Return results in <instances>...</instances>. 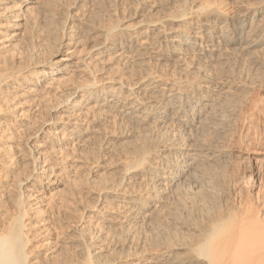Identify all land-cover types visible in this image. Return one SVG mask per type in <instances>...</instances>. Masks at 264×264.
<instances>
[{
  "label": "bare ground",
  "instance_id": "obj_1",
  "mask_svg": "<svg viewBox=\"0 0 264 264\" xmlns=\"http://www.w3.org/2000/svg\"><path fill=\"white\" fill-rule=\"evenodd\" d=\"M125 1L119 14L114 0H0V264H264V213L213 181L198 195L229 154L219 121H246L263 95L243 61L264 69V0L240 15ZM91 139L102 161L83 153ZM83 168L90 182L54 177ZM84 193L80 211L69 199ZM60 204L66 225L46 215ZM159 217L180 232L156 248L140 228Z\"/></svg>",
  "mask_w": 264,
  "mask_h": 264
},
{
  "label": "rangeland",
  "instance_id": "obj_2",
  "mask_svg": "<svg viewBox=\"0 0 264 264\" xmlns=\"http://www.w3.org/2000/svg\"><path fill=\"white\" fill-rule=\"evenodd\" d=\"M223 1H225L224 2V7L227 8L226 11H228V13L230 15L243 14V11L246 10L248 7L257 6L258 4H261L263 2V0H223ZM118 2H117V0H114L113 5H116V6L112 5V7H117V10L119 11L118 12L119 14L128 13L130 8L133 6V4H131L130 2L125 1V0H123V1L121 0V1H118ZM128 6L130 8H128ZM262 24L264 25V22H262ZM261 37H262L261 39H264V35H262ZM258 50L260 51V48H258ZM255 51H257V49H255ZM258 53H260L259 55L262 54L261 51L260 52H255L254 54L253 53L252 54L253 55H255V54L258 55ZM262 56L264 57V55H262ZM246 61L247 60L243 61V65L245 63V65H244L245 68L242 67L244 69V71L241 68L244 73H247L250 70L251 74L253 75L254 78H258L259 75L264 77V73H263L264 69L262 68L261 65H256L258 67H256L254 64H250V66H247L249 64V62L247 61L248 62V64H247ZM246 70H247V72H245ZM250 71L248 72L249 74H250ZM260 72H261V74H260ZM251 74H250V76H251ZM261 93H263V95ZM261 93H260L261 94V98H259L260 100H256V109H252L251 110V111L255 110V111H253V113L250 111V108H248L249 111L247 110V108L245 110V107H246L245 105L242 107V110H243L244 114L246 112H248V113L245 114L247 116V118H248V119L246 118L247 120L245 119L246 121L241 122V120H238V121H240L239 123L236 121L235 122L236 124L234 123L232 125V123L227 121V117H223V115H222V117L224 119L222 118V120L219 121L218 126H219L220 129L225 130V133H226L225 139H226V142H229V148H230L229 152H228L229 154L227 155V158H226V156L223 157V159L220 160V163H217V162L214 163L213 162L214 165L216 164V167L213 166V164H211L209 166L210 167L209 170L211 169V171H213V173L210 171L212 173L211 175H210V172H206V170L209 171L208 167L206 168V170H205L206 173H204L203 177L201 178V181H203V178L206 179V180H204V182L201 183L202 184L201 185L202 188L200 187V189L203 190V185H204L205 189L203 191L202 190L199 191V193L197 191L199 196H201V194L204 195L205 190L208 188V186H206V185L210 184L209 186H212V185L216 184V186L218 185L217 187L219 189V191H218V189L216 188L217 197H221V196L224 197V198L226 197L227 199L226 198L225 199L227 201H230L231 203H229V202L228 203L231 204V205L236 204V203H238V204H240V203L241 204L242 203H246L247 204L248 203V205L251 204V206L253 205V209L256 212L258 211V213H259V211H260V213H264V92H261ZM259 95H257V96L260 97ZM258 97H257V99H258ZM262 97H263V99H262ZM224 103L226 104L227 102H224ZM226 105H228V104H226ZM100 142H101V140H99V139H97V140H94V139L93 140L92 139L88 140V143H86V146L83 148L84 149L83 153L86 154V155H90L91 154V156L93 158H95V159L97 158V160L102 161L104 158L107 157V155H105L103 145ZM114 144H115L114 146L116 148L114 147L115 150L113 149V151H111V153L113 155L112 154H110V155H112V157H114V155H116L115 151L116 152L119 151V149H118L119 143H118V145H116V143H114ZM100 145H101V147H100ZM100 148H103V149H100ZM89 150H90V152H89ZM87 152H89V153H87ZM101 157H102V159H101ZM114 159H115V157H114ZM112 160H113V158L110 161L112 163H114ZM112 163H110V164L112 165ZM211 166L213 167V169L211 168ZM214 167L216 168L215 171H214ZM89 170L90 169H87V168L79 169V171L75 170L76 172L74 170H69V172L66 171V170H62V171L59 172L60 173L59 176L55 175L54 177L60 179L62 184L65 183V185H66L65 181L68 180V177L69 178H71V177L73 178L74 177V179L76 177L75 180L77 182L83 183V181H84V183H85V181L90 182V180L93 177L92 171L90 170V172H89ZM70 174L71 175L73 174L74 176H71ZM205 174H207L206 177H204ZM213 174H215V176ZM208 175L211 176V177L213 176L214 178L210 179L208 177ZM66 178H67V180H66ZM207 180L213 181V183H214V181H216V182L213 184V183H210L208 181L209 183H207L205 185ZM219 184H220V186H222L221 187L222 189L219 188ZM65 185L59 187L60 188L59 192L61 191V193H60L61 196L59 195V197H63V196L66 197L69 194V193H66V191H65L66 190ZM62 187L65 188V190H64L65 192L63 191V189H61ZM200 189L198 188V190H200ZM220 190H221V192H220ZM222 192H223V194H222ZM63 193H65V194H63ZM84 194H86V193H84ZM84 194H83V199L84 200L82 201V205L81 206H79V202L75 201L74 199H69V200H71V203L70 202L69 203L71 205H73V206L77 205V207L80 208V211H83L82 208H83L84 205H87V204L90 205L94 201L92 195H90V194L84 195ZM219 194H221V195H219ZM59 197L54 198V200H57L56 203L58 202V204L60 203L59 202L60 199H58ZM68 197H69V195H68ZM85 200H86V202H84ZM63 201L64 200H61V202H63ZM51 203H53L54 205L56 204L55 201L51 202ZM50 205L51 204H49V206ZM177 205H179V204H177ZM177 205L175 204V206H174V204H173V209H172L173 211L171 210L172 213L170 214L171 217H175L176 218V216L178 215L176 213L178 211V210H176L177 207H178ZM59 206H60L59 214L57 213L58 208L55 206L54 209L52 207V209L48 210L46 215L50 216V217L52 216L51 217L52 220L54 222L58 221L57 223L58 224L60 223L59 225H66L65 222L67 220H66V216H65L66 214L64 213V212H66L65 207L62 206L61 204ZM174 211H176V212H174ZM61 212H62V214H61ZM173 212H174V214H173ZM56 213L59 216H54ZM61 215L64 216V217H62ZM56 217H57V219H56ZM58 218L60 219L61 222L59 221ZM165 218L166 217H163V219H162L163 221L161 220V217H159L158 219H155V220H151V222H149V224L146 226L147 229L145 228L146 231H145V229L142 230L140 228L141 234L145 235L146 232H147L146 237L148 236L147 238L149 239V241H152V242L156 243L155 244L156 248L161 247V244H163L164 241L165 242L168 241L165 238V236H167V238L171 237L172 233H170V232L173 229L172 227L177 225V224L174 225V223H172V221L170 223L169 220H171V219H167V218L165 219ZM62 219H64L65 222H63L64 220L62 221ZM97 222H99V220L98 219L95 220V218H94L91 221H89V223H87L86 226L90 228L91 232H93L94 230H96L99 227V224H101V222H99V224ZM159 222H161V226H158V225H160ZM96 223L98 224V226H97ZM162 225H163V227H162ZM165 225H166V227H165ZM169 225H170V227H169ZM176 227H178V225ZM176 227H174L175 231H172L173 232V236H176L178 234V232H180V229L179 228L177 229ZM176 230L178 232H176ZM161 231H163V232H161ZM166 231H169V232H166ZM167 233L169 234V236H168ZM163 234H166V235H163ZM150 236L151 237L152 236L153 237L156 236V237H154V239L157 238L160 241L162 240L160 242L161 244H159V243L157 244V240L156 239H155L156 241H153L154 240L153 238H151L152 239L151 240L149 238ZM162 237H163V239H162ZM111 246H113V245H111ZM151 248H155L154 245H152ZM119 250H120L119 248L116 249L115 252L117 254L113 252L112 256L113 255H118L119 252L122 253V251L121 250L119 251ZM120 264H123V262H120Z\"/></svg>",
  "mask_w": 264,
  "mask_h": 264
}]
</instances>
